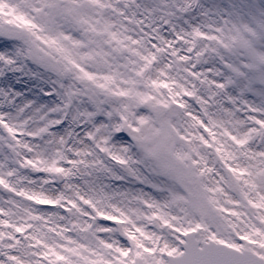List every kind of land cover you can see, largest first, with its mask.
<instances>
[{
	"label": "snow or ice",
	"instance_id": "6c2138e0",
	"mask_svg": "<svg viewBox=\"0 0 264 264\" xmlns=\"http://www.w3.org/2000/svg\"><path fill=\"white\" fill-rule=\"evenodd\" d=\"M0 264H264V0H0Z\"/></svg>",
	"mask_w": 264,
	"mask_h": 264
}]
</instances>
